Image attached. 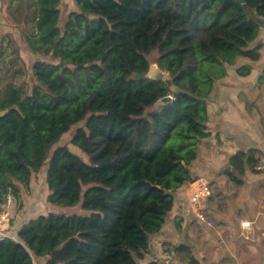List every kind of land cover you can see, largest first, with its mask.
<instances>
[{
	"label": "trees",
	"instance_id": "obj_1",
	"mask_svg": "<svg viewBox=\"0 0 264 264\" xmlns=\"http://www.w3.org/2000/svg\"><path fill=\"white\" fill-rule=\"evenodd\" d=\"M3 0L25 48L37 57L30 83L17 84L25 61L11 33L0 39V204L45 168L47 202L87 212L41 214L16 239L0 238V264H139L167 222L176 191L209 137L207 102L216 80L251 47L264 26V0ZM156 54L155 59H150ZM43 58L45 60H43ZM153 64L165 81L136 79ZM251 65L240 66L247 76ZM172 102L158 109L166 96ZM205 101V102H204ZM70 143L58 145L73 126ZM238 153L227 173L258 163ZM152 264H159L154 262Z\"/></svg>",
	"mask_w": 264,
	"mask_h": 264
},
{
	"label": "crops",
	"instance_id": "obj_2",
	"mask_svg": "<svg viewBox=\"0 0 264 264\" xmlns=\"http://www.w3.org/2000/svg\"><path fill=\"white\" fill-rule=\"evenodd\" d=\"M66 5L69 13L74 0H63L64 9ZM6 33L21 37L0 0V34ZM258 44L260 59H240L229 66L207 102L209 137L199 145L191 171L195 178L205 176L211 182L208 215L213 226L195 219L184 185L176 191L165 226L151 238V253L139 264L161 263L167 253L169 264H264V26L251 47ZM245 64L251 65V73L241 76L238 69ZM251 149L257 151V165H248L246 158L244 170L234 171L238 181L232 180L226 172L232 158ZM18 221L15 229L28 222ZM34 262L43 264L45 259Z\"/></svg>",
	"mask_w": 264,
	"mask_h": 264
},
{
	"label": "rangeland",
	"instance_id": "obj_3",
	"mask_svg": "<svg viewBox=\"0 0 264 264\" xmlns=\"http://www.w3.org/2000/svg\"><path fill=\"white\" fill-rule=\"evenodd\" d=\"M68 8L66 5V8L64 9L63 7V16L62 20L63 23L66 22L67 15H68ZM18 37L14 38L17 41V44L20 48V54L22 59L25 61V65H23L22 62L16 63V64H9V59L6 60L7 67L9 68V75H13L19 67H21L26 75H17L16 78L14 79L17 84H24V82L27 83V85L30 83V72H31V65L32 63L36 60L37 57H34L33 55L30 54L29 51L25 50V44L22 40L21 37H19V34H16ZM2 34H0V39H1ZM156 54H152L150 56V59H155ZM43 60H45L43 58ZM6 68H1L0 65V78L6 76ZM7 82L3 81L0 83V90H2L3 86ZM84 123H80L78 125H75L72 127V129L66 133L61 141L59 142L58 145H68L70 149L81 155L84 159H87L85 154L78 149L76 146L70 143L75 131L78 129L79 126H82ZM46 171L47 168H45L36 178H34L31 183H30V188L29 189H24L21 192L20 198L19 199H13L12 203V214H13V227L12 229L17 228V225L20 223L19 221L17 222V219H21L22 222L28 221L29 218H35L39 216L40 214H48V213H68L72 214L73 212H78L83 215H87V212L82 211L78 207H74L72 209L69 208H59L56 206H53L47 202V196L49 194L47 183H46ZM18 223V224H17Z\"/></svg>",
	"mask_w": 264,
	"mask_h": 264
},
{
	"label": "built area",
	"instance_id": "obj_4",
	"mask_svg": "<svg viewBox=\"0 0 264 264\" xmlns=\"http://www.w3.org/2000/svg\"><path fill=\"white\" fill-rule=\"evenodd\" d=\"M211 194V182L201 176L188 184L186 190V201L195 219L206 226L212 227L213 222L208 215V199ZM12 203L13 197L8 194L6 200L0 204V238L11 237L9 231L12 225ZM171 255L168 253L162 257L161 263L169 264Z\"/></svg>",
	"mask_w": 264,
	"mask_h": 264
},
{
	"label": "water",
	"instance_id": "obj_5",
	"mask_svg": "<svg viewBox=\"0 0 264 264\" xmlns=\"http://www.w3.org/2000/svg\"><path fill=\"white\" fill-rule=\"evenodd\" d=\"M242 5L244 7L247 6L246 0H240ZM153 65H155V68H153ZM149 71L147 73H139L135 75L136 79H150V80H155V81H165L169 75L167 71L162 70L157 64H153ZM174 99L173 96L169 95L164 98L159 99L155 105L154 108L158 109L159 107L172 102ZM205 102V101H204Z\"/></svg>",
	"mask_w": 264,
	"mask_h": 264
},
{
	"label": "clouds",
	"instance_id": "obj_6",
	"mask_svg": "<svg viewBox=\"0 0 264 264\" xmlns=\"http://www.w3.org/2000/svg\"><path fill=\"white\" fill-rule=\"evenodd\" d=\"M153 68H155V65H153Z\"/></svg>",
	"mask_w": 264,
	"mask_h": 264
}]
</instances>
